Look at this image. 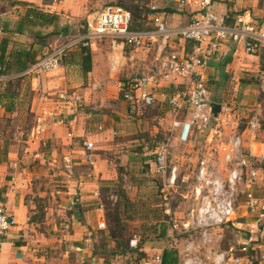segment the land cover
<instances>
[{"label":"crops","instance_id":"obj_1","mask_svg":"<svg viewBox=\"0 0 264 264\" xmlns=\"http://www.w3.org/2000/svg\"><path fill=\"white\" fill-rule=\"evenodd\" d=\"M106 1L0 0V40L8 38L7 52L24 48L35 52L38 58L82 34L76 31L77 28L87 18L96 16ZM16 2L31 3L56 13L64 31L47 35L42 40L36 38L30 30L13 31L16 21L25 12L24 6ZM152 4L164 12L167 26L171 29L184 26L200 16L196 6L191 3L150 0V5ZM212 8L222 16L242 14L256 28L264 30V0H212ZM41 30L49 32L51 28L43 27ZM89 48V71H83L77 63L60 61L58 68L49 72L32 76L20 75L24 69L6 74L8 78L5 81L19 76L29 78V112L34 116V121L28 133L22 137L9 133L7 126L0 125V203L8 214L14 216L16 222L0 237V264H59L51 261L50 249H54L57 243V247H65L67 240L72 241L77 260L75 263L64 261L62 264H101L102 258L93 255V247L87 243L89 239L82 238V235L90 236L87 231L92 227L93 222L89 217L93 211H85L82 215L79 209L76 210L72 230H67L70 217H66V210L73 203L85 206L86 203H95L99 199L98 181L87 179V174H80L81 163H87L84 142L92 141L95 146V163L91 165L93 169L88 176L94 175L97 180L107 174L108 179L114 180L117 174L108 173L107 169L110 152L120 145L128 147L132 142L144 143L143 137H131L139 129H149L148 126L141 128L148 120L143 119L144 117L137 120V127L134 126L131 121L134 116L130 113L139 116L148 113L160 122L165 119L167 124L162 126L166 131L170 127V111L165 98L173 92L176 84L163 77L157 59L164 53L186 51V40L178 35H171L159 38L149 47L134 48L120 40L103 38L92 43ZM262 65L264 58L261 55L247 54L240 46L234 48L229 41L223 43L206 66L211 94L219 89H222L221 92L230 88L237 89L246 102L245 93L249 90L252 93L249 105L256 113L263 112L264 116V97H260L264 96ZM145 74L156 78V84L152 88L156 95L155 103L147 107L138 106L135 111L129 110L128 104L120 95L119 85L128 77ZM214 102L219 103L220 100ZM18 103L16 96L10 98L0 94V117L4 114L13 116L17 112ZM244 105H240L242 109H245ZM261 123L257 138H248L246 134L244 140L245 149L254 154L259 169L256 195L260 194V187L264 186V158L260 160L261 156L264 157V121L261 120ZM159 129V126L153 125V132ZM16 132L19 133L17 130ZM61 158L68 177L64 179L62 190L55 188L62 185L52 182L55 181L53 177L56 174L51 166L46 165H54ZM43 172L51 176L46 186L49 189L53 187L52 198H43L48 193L40 191L41 188L38 187L41 182L37 178ZM89 188H92V192L86 191ZM95 210L98 211V225L102 219L101 211L98 208ZM79 217L82 219H78ZM141 248L147 254L160 251L153 250L148 243ZM256 253L253 264H264V247L259 248Z\"/></svg>","mask_w":264,"mask_h":264},{"label":"built area","instance_id":"obj_2","mask_svg":"<svg viewBox=\"0 0 264 264\" xmlns=\"http://www.w3.org/2000/svg\"><path fill=\"white\" fill-rule=\"evenodd\" d=\"M180 4H194L200 16L178 28H169L164 12L152 4L146 12L152 28L131 30V11L116 4L104 6L96 16L87 18L81 25L82 34L49 50L30 64L20 75H36L58 68L61 55L68 48L78 44L90 46L103 38L120 40L134 48L149 47L159 38L178 35L184 40L194 42L191 52L173 51L160 55L157 59L164 78L176 84L173 92L166 96L165 102L170 111V127L163 140L155 144L153 150L154 171L162 177L164 198L169 190L184 188L183 199L187 207L177 215L164 203L163 221L154 223L157 233L166 225V236L172 231L180 235V264H248L255 259L256 251L264 247V186L256 195L258 166L254 154L245 149V135L255 138L262 123L254 114L245 122L242 130L236 125L231 129L227 141L211 144L216 128L209 127L211 121L216 124H235L242 114V107L220 103L216 117L212 115L210 103L211 90L206 73L208 60L216 54L219 47L229 41L234 48L240 46L247 54L257 55L264 50V30L256 28L242 14L219 16L212 8V0H178ZM62 26V24H60ZM2 27L0 25V32ZM8 78L0 65V82ZM153 75L145 74L128 77L119 85L120 95L130 110L138 106H151L156 95L152 91L156 84ZM235 119V121H233ZM101 127V126H99ZM207 130L206 144L195 164L185 165L183 155H179L178 146L191 145L196 134ZM85 159L89 165L95 163V146L92 141L84 142ZM261 156L260 160H263ZM182 160V161H181ZM132 188L131 184L126 186ZM240 196H244L245 214L249 221L245 238L224 250H213L210 245L220 234L213 230L232 222ZM116 195L109 194L108 200L116 202ZM98 227L105 226L103 205ZM14 216L8 214L0 203V237L15 224ZM241 224V223H239ZM130 247L145 252L138 246L137 238L130 240ZM146 253V252H145ZM203 255H200V254ZM135 262L138 264H165L163 250L142 255Z\"/></svg>","mask_w":264,"mask_h":264},{"label":"rangeland","instance_id":"obj_3","mask_svg":"<svg viewBox=\"0 0 264 264\" xmlns=\"http://www.w3.org/2000/svg\"><path fill=\"white\" fill-rule=\"evenodd\" d=\"M108 4L120 5L130 11L137 9L138 14L143 15L147 12L148 7L150 6V0H107L105 4H103V7ZM77 29L78 30L76 31L78 33L83 32L81 27H78ZM234 82L236 83L237 81L234 80ZM13 85L12 91L19 102L17 104L18 109L13 116H5L4 114L0 117V125H5L4 127L7 126L9 133H16V135L22 137L28 133L30 126L34 121V116L29 112V103L31 100L29 78L21 77L20 80L15 81V84ZM5 88V84H1L0 91ZM221 90L222 89H219L218 92L214 91L212 98L220 100L219 103L228 104L230 106L245 104V109H242V114L239 117L240 119L235 124L229 121V124L227 125L220 123L216 126L219 121L210 122L209 127L217 129L216 132H213L211 144H219L222 141H227L228 135L230 134L233 126L236 125L237 130H242L248 117L254 114H256L262 122L264 121L263 112L256 113V111L252 110V107L249 105V101L252 97V93L249 90L245 93L247 99L246 102L243 101V94H240L237 89L230 88L229 90H224L223 92H221ZM260 97L263 98L264 96L260 95ZM130 115L134 116L131 121L136 127L138 126L137 120L140 117L148 119L146 120V125H141V128H146V126H148L149 129H139V131L134 133L131 137L132 139L143 137L144 143H142V141H136L130 143L128 147L126 145H123V147L120 145L116 150L110 152L108 156L109 161L107 169L108 173L115 172L117 174V178L114 180L108 179L109 177L107 174H105L102 179L97 178V180H95L94 175L93 177L88 176V173L93 169V166L89 165L85 161L81 163L82 171L80 174H87V179L90 178L93 181H98L99 187L97 190L99 199L95 203H86L85 206H81L79 203H73L70 209L66 210V217H70V224H68L67 230H72V221L76 220L73 218L76 210L79 209V213L82 215L85 214V211L91 210V212H93L89 219H91V222L93 223H91L92 227H89L88 225L89 230L87 231L90 232V236L82 235V238L83 240L84 238L89 239V241H87L89 246L92 245L93 248H96L97 252L104 253L105 259H100L101 264H138L135 260L142 256L140 253H143V255L147 253L130 247V240L134 237L137 238L139 247L148 243L153 250L163 249V253L165 251H171L173 257L175 258V262L173 263L180 264V235H177L176 232L172 231L168 234V236H166V225L163 226L162 230L165 234L160 235L156 232L154 227L155 222L159 220L161 221V219L163 220L160 210H163L165 201L170 203L169 206L175 213H177V215H181L183 210L187 207V204L183 199L184 188L181 186L176 191L169 190V193L166 192L165 194L167 200H165L163 196L164 193L161 191L162 176L154 171V164H151L153 163V150L155 148V144L163 140L168 134L166 128L162 126V124L166 125L167 121L164 119L160 122L158 118L153 116L152 118L148 113H143L141 116L132 113H130ZM11 121L13 122L11 123ZM233 121H235V119H233ZM153 125L159 126L160 129L153 132ZM16 130L19 133H17ZM207 133V130H205L196 134L191 145L178 146L179 155H183V162L185 165L191 166L195 164L198 156L202 153L203 146L206 144ZM258 134L255 138H257ZM80 147H82V144H80ZM98 152H100V150ZM134 152H136V154H134ZM46 165L51 166L56 174L55 177H53L55 181L52 182H59V184L62 185L55 188H59L61 190L64 189L63 182L67 177L65 174L67 169L63 163V158L60 160L58 159L54 165L48 163ZM62 170L64 173H60ZM43 173L44 174L38 176L39 178H37V180L38 182H41V184L37 185L41 188L40 191H47L48 193L43 198H47L48 196L49 198H52L51 192H53L54 189L53 187H51L52 189H49L46 186V182L51 180V176L45 172ZM128 184L132 185L130 190H127L126 188ZM91 190L92 188H89L86 191L92 192ZM111 193H115L117 195V201L114 204L108 200V195ZM56 198L57 202H59L58 196H56ZM100 203L103 205L102 216L105 222V226L102 228H99L97 225L96 218L98 211L96 212L95 210L99 207ZM145 209L148 210V213L145 212ZM78 219L81 220L82 218L79 217ZM247 221H249V219L248 215L245 214L244 196H240L239 204L236 206L235 216L232 219V222L235 225L228 223L227 225L225 224V226L222 225L213 230L215 235L220 234V236L217 237L216 241H212L210 244L212 249L223 250L231 245H237L238 240H243L245 238V230L248 228L246 225ZM71 243V240H67L65 247L61 248L57 247L59 243L54 245V249H50L49 253L51 261L59 264L64 263V261L75 263L77 260L76 251ZM152 252L148 253V255L152 256L156 253L154 252L152 254ZM200 255L203 254L201 253ZM252 260L255 259H251L248 264H253Z\"/></svg>","mask_w":264,"mask_h":264},{"label":"trees","instance_id":"obj_4","mask_svg":"<svg viewBox=\"0 0 264 264\" xmlns=\"http://www.w3.org/2000/svg\"><path fill=\"white\" fill-rule=\"evenodd\" d=\"M20 5H23L25 8V12L18 18L16 21L15 27L13 31L20 32L23 29L30 30L34 32V36L39 40H42L47 35L59 34L64 31V28L60 27L59 15L56 13L46 11L34 4L27 2H16ZM125 8V7H124ZM132 17L130 22L131 30H139V29H148L152 28V24L147 20L146 13L143 15L138 14V10L131 11ZM51 28L49 32H43L41 29ZM194 42L192 40H186V52H191L193 48ZM8 47V38L3 37L0 40V65L3 67L4 74H11L15 71H21L26 69L30 64L36 61V53L25 50L24 48H18L16 50H10L7 52ZM262 58H264V50L259 53ZM60 61L68 62V63H77L81 66L83 71H89L91 69V53L90 48L83 44H78L75 47L68 48L61 55ZM264 67V65H262ZM19 77H15L12 80H9L3 84H5L6 88L0 91L1 95L8 96L10 98L14 97V93L12 91V87L15 84V81L20 80ZM16 79V80H15ZM1 86V84H0ZM211 99L217 101L216 98ZM116 195L115 193H111ZM117 197V195H116ZM128 201V199L126 198ZM117 201V200H116ZM116 203V202H115ZM136 205V204H135ZM162 213L163 220L165 219V215L163 210H160ZM142 212V211H141ZM145 212L148 213V210L145 209ZM144 214V213H143ZM161 219V221H163ZM160 221V220H159ZM160 235L165 234L164 231L159 233ZM143 255V253H140ZM93 255L98 258L105 259L104 253L97 252L96 248H93ZM163 262L165 264H174L175 258L171 251H165L163 253Z\"/></svg>","mask_w":264,"mask_h":264},{"label":"water","instance_id":"obj_5","mask_svg":"<svg viewBox=\"0 0 264 264\" xmlns=\"http://www.w3.org/2000/svg\"><path fill=\"white\" fill-rule=\"evenodd\" d=\"M210 106H211V112H212V115H213L214 117H216V116L218 115L219 111H220V106H221V104L218 103V102H214V101H212V102L210 103Z\"/></svg>","mask_w":264,"mask_h":264}]
</instances>
